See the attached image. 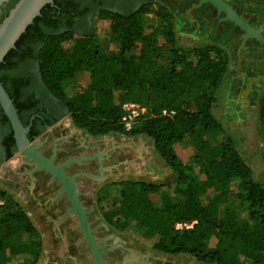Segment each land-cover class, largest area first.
Masks as SVG:
<instances>
[{"label":"trees","instance_id":"16d2710c","mask_svg":"<svg viewBox=\"0 0 264 264\" xmlns=\"http://www.w3.org/2000/svg\"><path fill=\"white\" fill-rule=\"evenodd\" d=\"M18 1L0 7V23ZM147 5L128 13L100 11V29L108 43L119 46L106 52L92 32L66 26L44 34V27L54 24L52 13L72 10L54 0L8 53L0 72L13 67L15 59L23 60L27 46L41 38L36 57L41 80L77 128L92 136L126 133L122 105L134 101L149 109L151 116L128 134L152 138L174 178L165 184L124 183L120 198L105 212L110 225L124 232L135 226L154 232L155 248L165 254H189L206 264H264V183L256 180L212 113L227 56L213 45L179 47L168 7L162 6L155 12L157 19L150 21ZM80 76L86 84L68 96V87ZM0 82L7 86L4 78ZM9 94L21 113L24 106ZM187 140L196 150L197 168L182 151ZM168 191L176 201L164 198L156 205L152 196ZM192 221L191 228H176L177 223ZM42 246L29 215L8 197L0 213V264H10L20 253L38 257Z\"/></svg>","mask_w":264,"mask_h":264},{"label":"rangeland","instance_id":"374dc122","mask_svg":"<svg viewBox=\"0 0 264 264\" xmlns=\"http://www.w3.org/2000/svg\"><path fill=\"white\" fill-rule=\"evenodd\" d=\"M161 1L164 0H157L155 3H148L147 17L150 21H155L157 19L155 12L164 6ZM233 2L238 5V7H240L244 16L255 17L257 19L256 24L261 23L264 25V0H233ZM101 17L102 14L100 12L94 17L93 28V34L98 41L99 47L106 52L117 51L119 46L117 44L108 43L105 33L99 27ZM180 32H190L197 36L195 38L188 36L179 38L180 41L178 45L181 48H203L213 45L224 50L228 62L224 77L225 82L221 83L214 90L216 102L213 106L212 113L214 114L215 119L221 123L226 134L233 138L236 149L240 153L243 160L251 167L256 180L264 183V118L262 116V103L264 102V80L257 84L259 89H257L255 92L256 94L258 92L257 96H255L254 93L250 92L252 88L249 90V80L257 74L251 75V78L249 77V79L247 78L245 81L241 79L239 73L240 70L236 67V65H234L238 63V56L236 53L239 49V45H241L239 34H236L234 37L233 40L236 41V45H234V49L230 52L227 47L225 49L222 46L208 42L215 40V38L226 40V36H217L216 31L213 29L210 30L207 24H205L203 21H195L194 25H186L184 27L181 26ZM245 45L240 48V51L244 49ZM170 48L171 47L169 46L166 49L167 56L169 55ZM260 58L261 57H258L257 61H254L253 63L254 73L256 72L254 68H257L258 65L256 63H260L258 62ZM85 84L86 81H84L80 76L77 82L72 83L68 87L66 94L71 96L76 90ZM251 94L252 98H250ZM66 122L70 123L71 125H75L69 114H67L63 119L56 123L57 127L64 128L69 134L75 133L70 130V128L65 126ZM82 133H79L78 135L82 136ZM121 134L123 133H110L107 136L112 137L119 136ZM181 148L186 160L196 167V150L191 145L190 141H184L181 144ZM34 165V162L23 155L22 152H18L11 160L3 165L0 170V213L1 206L5 204L8 197H11L23 208L27 215H29L30 219L41 233L43 241L42 250L38 257L26 253H20L14 260H12L10 264L95 263L90 247L88 246L86 240H84L83 229L79 226L78 219L75 215H70L69 217L64 216L61 218H37L36 211L30 210L27 207L26 203H29L28 197L32 195H22L20 178L21 176H24L25 180L28 181L30 176L29 170H31V167ZM35 175L36 173L33 174V176ZM2 193H5V196H2ZM163 195H165V197ZM164 198L170 199L173 202L177 199L171 191L162 192L160 195L152 196V200L156 205H161ZM106 203L107 202L102 205V209H105V206L110 208L113 204L110 201L109 205ZM96 214L98 213L96 212ZM100 218L105 223L106 228L111 235L114 234L120 241L128 244L136 251H153L156 254L168 257L178 256L169 255L158 251L155 248L158 237L150 230H147L141 226H135L129 231L124 232L110 225L105 220V218ZM88 219L92 224L91 227L95 229L94 235L96 240L102 245L101 249L104 251L102 255L103 258L110 264H130L129 260L127 259L128 257H125L123 253L117 252V246L115 242L118 241L116 238L114 239L115 241L111 242L107 237L102 238L98 236L96 224L93 222L91 217H88ZM179 255L191 257L192 261L196 264H206L199 262L192 255Z\"/></svg>","mask_w":264,"mask_h":264},{"label":"crops","instance_id":"0c3cea01","mask_svg":"<svg viewBox=\"0 0 264 264\" xmlns=\"http://www.w3.org/2000/svg\"><path fill=\"white\" fill-rule=\"evenodd\" d=\"M161 3L167 6L173 15L177 45L180 41L179 38L197 37L190 32H180L181 26L194 25L195 21L200 20L207 24L210 30H215L217 36H226V40L215 38L208 42L225 49L227 47L230 52L234 49L236 41L233 39L236 34L240 35L239 29L233 23H216L212 17L214 13L211 12L209 5L196 9L197 7L194 4L190 5L188 0H164ZM232 5L243 15L240 7L233 1ZM244 17L248 18L251 24L256 25L255 17ZM236 54L238 63L234 65L240 70L241 79L245 81L247 78H251V75L257 74L249 80L253 82L252 90H249L257 96L258 92L255 93L259 89L257 84L264 79L254 80L260 74H264V47L255 40H248L244 49L240 53L237 51ZM258 57H261L258 60L260 63H256L258 66L254 68L256 71L254 73L253 63L257 61ZM224 82L225 78L222 80V83ZM250 98H252V94ZM80 130L81 133L83 132V137L77 133L69 134L64 128L57 127L56 124L44 130L33 143L37 144V141H42L44 145L39 148L40 153L46 158L53 154L56 155L54 160L56 165L68 160L85 158L83 161L73 163L65 169V172L70 178L75 176L76 192L84 210L88 212V217L93 214L105 218V212L109 208L105 206V209H102V205L105 202L109 205V201L112 203L114 200L117 201L124 187L123 184L126 182L165 184L173 180L174 172L157 152L152 138L143 135L131 136L128 133L112 137L106 134L103 136L107 140L101 145L89 146V141H97L99 136H92L83 129ZM38 173L36 172L35 176H29L28 181L24 176L20 178L22 195H32L28 197L27 207L36 211L37 218L67 216V210L71 207V203L66 192L59 193L61 184L58 181L47 180L45 176H50L49 173L42 172L45 175L44 179H41Z\"/></svg>","mask_w":264,"mask_h":264},{"label":"flooded vegetation","instance_id":"af4514ba","mask_svg":"<svg viewBox=\"0 0 264 264\" xmlns=\"http://www.w3.org/2000/svg\"><path fill=\"white\" fill-rule=\"evenodd\" d=\"M156 1L157 0H62L64 7L67 5L72 8L71 12L65 13L58 10L56 13H52L51 18L54 24L50 27H44L43 33L47 34L48 31L58 28L64 31V27L66 26H71L79 33H93L94 17L100 11L109 10L119 13H128L140 9V7L145 4L150 2L155 3ZM188 1H190V5L198 2V0ZM232 1L233 0L230 2L231 5ZM204 5H209L211 12L214 13L212 17L216 23H223L220 21V18L224 14L218 17L216 9L212 5ZM251 25L255 28H259L260 26L264 27L261 23ZM239 31L241 35L242 31L240 29ZM40 40L41 38L27 46L29 48L25 52V58L23 60L20 58L15 59L13 61V67L11 66L8 69H3L0 72V77L4 78L6 81L7 86L4 88L8 94L12 92V94L18 98V102L20 101V104L24 106L21 113L18 112V116L23 126L29 128L26 135L32 142L38 138V136H35L33 140L31 139L38 131L43 129L46 130L54 126L68 114L63 104L47 91L41 80L38 61H36L38 51L42 46L41 44L37 47ZM240 48L241 45H239L238 51H240ZM17 153L18 147L13 127L0 103V170L3 165L11 160ZM39 174L40 178L44 179L43 176L45 175L42 172H39L38 175ZM45 178L47 180L51 179V175L45 176Z\"/></svg>","mask_w":264,"mask_h":264},{"label":"water","instance_id":"95a60500","mask_svg":"<svg viewBox=\"0 0 264 264\" xmlns=\"http://www.w3.org/2000/svg\"><path fill=\"white\" fill-rule=\"evenodd\" d=\"M9 0H0V7ZM231 0H198L194 4L195 7H201L204 4H210L216 9V14L221 18V22H231L238 27L242 34L240 35L241 48L248 40H255L264 47V27L255 28L250 24V20L240 14L231 4ZM47 5H54V0H19L15 6L9 11L8 15L0 23V64L4 61L8 53L16 48L17 42L26 32L28 27L34 23V20L41 15L42 10ZM264 79V75H259L254 81ZM253 82H250L251 89ZM0 103L4 112L11 122L14 130L18 152L28 157L34 162V166L29 171L32 176L36 172H46L51 175L52 181H58L61 184L59 193L66 192L71 203V207L67 210V216L75 215L78 219L79 226L83 229L84 240L90 247L95 263L93 264H110L103 258L104 251L102 245L98 243L94 235L95 229L91 227L88 219V212L84 210L79 196L76 192L77 185L75 176L70 178L65 169L75 162L83 161L82 159H74L63 162L60 165L54 163L56 155L46 158L40 153L39 148L44 143L37 141L34 144L28 137L29 128L23 126L18 116V110L15 107L12 98L0 82Z\"/></svg>","mask_w":264,"mask_h":264},{"label":"bare ground","instance_id":"6f19581e","mask_svg":"<svg viewBox=\"0 0 264 264\" xmlns=\"http://www.w3.org/2000/svg\"><path fill=\"white\" fill-rule=\"evenodd\" d=\"M65 126L67 128H70V130H72L73 132L77 134L81 133V130L77 128L75 125H71L70 123L66 122ZM83 136L84 135H82L81 137ZM106 140L107 138L105 136L103 135L99 136L97 141L90 140L89 146L101 145V143L105 142ZM91 219H93V222L97 226L98 236L102 238L107 237L108 240L111 242L115 241L114 239L116 238V240L118 241V242H115L117 246V252L123 253L125 257H128L127 259L129 260L130 264H196L192 261V258L189 256L178 255V256L168 257V256L156 254L153 251H145V252L136 251L132 249V247L129 246L128 244L124 243L123 241H120L114 234L111 235L110 232L107 230L105 223L99 216L92 214Z\"/></svg>","mask_w":264,"mask_h":264},{"label":"built area","instance_id":"2783aa9c","mask_svg":"<svg viewBox=\"0 0 264 264\" xmlns=\"http://www.w3.org/2000/svg\"><path fill=\"white\" fill-rule=\"evenodd\" d=\"M164 114H167L166 112ZM170 115L174 112L168 113ZM151 113L146 106L140 103L129 101L122 105V116L121 123L124 127L126 133L132 131L135 125L141 120L150 117ZM195 221L192 222H180L176 224L177 229L191 228L193 227Z\"/></svg>","mask_w":264,"mask_h":264}]
</instances>
